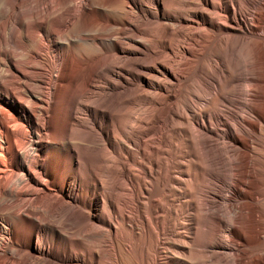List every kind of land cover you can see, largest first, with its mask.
Returning <instances> with one entry per match:
<instances>
[{"label":"bare ground","instance_id":"obj_1","mask_svg":"<svg viewBox=\"0 0 264 264\" xmlns=\"http://www.w3.org/2000/svg\"><path fill=\"white\" fill-rule=\"evenodd\" d=\"M0 264H264V0H0Z\"/></svg>","mask_w":264,"mask_h":264},{"label":"rangeland","instance_id":"obj_2","mask_svg":"<svg viewBox=\"0 0 264 264\" xmlns=\"http://www.w3.org/2000/svg\"><path fill=\"white\" fill-rule=\"evenodd\" d=\"M248 23H250L251 21H250V19H251V16H248ZM257 34H260L259 32H256ZM242 97V98H241ZM241 97H240V99L242 100V101H247L248 100V92L246 91V88L244 87V92H243V94L241 95ZM247 99V100H246ZM197 103H195V105H196ZM228 190H225L223 193H224V195L223 196H228L229 195V191L227 192Z\"/></svg>","mask_w":264,"mask_h":264}]
</instances>
